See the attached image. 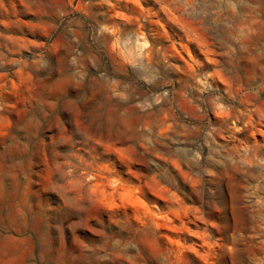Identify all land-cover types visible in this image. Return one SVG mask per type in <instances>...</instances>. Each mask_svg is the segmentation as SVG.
<instances>
[{"label": "rangeland", "instance_id": "1", "mask_svg": "<svg viewBox=\"0 0 264 264\" xmlns=\"http://www.w3.org/2000/svg\"><path fill=\"white\" fill-rule=\"evenodd\" d=\"M0 264H264V0H0Z\"/></svg>", "mask_w": 264, "mask_h": 264}]
</instances>
